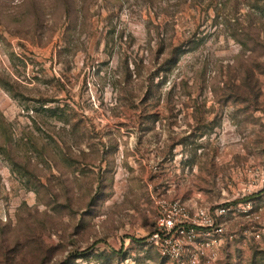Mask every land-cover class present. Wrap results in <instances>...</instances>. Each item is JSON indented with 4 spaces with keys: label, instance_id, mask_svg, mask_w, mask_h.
<instances>
[{
    "label": "rangeland",
    "instance_id": "obj_1",
    "mask_svg": "<svg viewBox=\"0 0 264 264\" xmlns=\"http://www.w3.org/2000/svg\"><path fill=\"white\" fill-rule=\"evenodd\" d=\"M162 199L264 264V0H0V264H180Z\"/></svg>",
    "mask_w": 264,
    "mask_h": 264
},
{
    "label": "built area",
    "instance_id": "obj_2",
    "mask_svg": "<svg viewBox=\"0 0 264 264\" xmlns=\"http://www.w3.org/2000/svg\"><path fill=\"white\" fill-rule=\"evenodd\" d=\"M244 207H249L248 203ZM229 209L230 207L220 204L213 212L203 207H196L190 211L179 199H162L159 201L158 227L147 240L155 244L161 254L177 263L198 264L199 251H185L184 244L198 240L197 236L200 235L201 246L219 244L224 227L221 218Z\"/></svg>",
    "mask_w": 264,
    "mask_h": 264
},
{
    "label": "trees",
    "instance_id": "obj_3",
    "mask_svg": "<svg viewBox=\"0 0 264 264\" xmlns=\"http://www.w3.org/2000/svg\"><path fill=\"white\" fill-rule=\"evenodd\" d=\"M144 242L146 243L147 241H146V237L144 238ZM257 258V255H255V254H253V256L251 257V264H255V262H256V259Z\"/></svg>",
    "mask_w": 264,
    "mask_h": 264
}]
</instances>
